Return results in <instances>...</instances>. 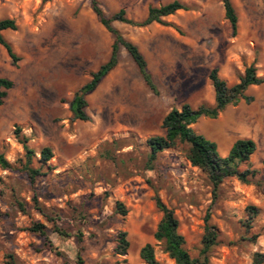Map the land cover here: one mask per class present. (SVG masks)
<instances>
[{
  "label": "rangeland",
  "instance_id": "374dc122",
  "mask_svg": "<svg viewBox=\"0 0 264 264\" xmlns=\"http://www.w3.org/2000/svg\"><path fill=\"white\" fill-rule=\"evenodd\" d=\"M98 1L106 14L124 9L140 21L148 7L173 0ZM177 1L189 9L163 17L166 24L113 23L138 46L157 92L121 47L117 65L86 96L89 120L81 121L72 117L69 102L107 60L113 41L89 0H0V19L16 24L2 31L16 60L0 45V78L12 82L0 103V153L15 164L24 154L19 134L37 158L43 147L53 154L52 169L34 184L24 173L0 169V264H76L77 255L85 264H145L139 249L146 243L161 264H175L153 237L162 215L156 196L173 210L185 249L200 262L251 264L255 252L264 254V82L247 88L251 102L241 100L191 125L215 142L221 156L236 139H252L249 161L257 174L250 183L225 179L213 198L206 174L187 160L186 145L163 150L151 168L145 146L147 138L164 135L161 122L172 108L213 103L212 68L228 85L250 64L264 78V0H231L235 35L222 0ZM117 201L125 215L116 212ZM33 222L45 226L49 242L29 229ZM206 224L219 236L202 254ZM119 231L129 242L124 255L115 253Z\"/></svg>",
  "mask_w": 264,
  "mask_h": 264
},
{
  "label": "trees",
  "instance_id": "16d2710c",
  "mask_svg": "<svg viewBox=\"0 0 264 264\" xmlns=\"http://www.w3.org/2000/svg\"><path fill=\"white\" fill-rule=\"evenodd\" d=\"M48 1V0H43ZM90 7L95 14L99 23L108 31L113 41L111 51L107 60L101 63L95 71L90 72V79L83 84L73 95L69 102V110L74 119L81 121L89 120L86 112L87 100L86 96L95 90L99 82L111 71L118 63L119 50L122 47L134 62L139 75L145 84L153 91H156V86L153 82L152 75L147 68V62L138 46L132 41L126 39L119 30L113 25L114 22L126 23L136 27H143L156 22L166 24L163 17L173 14L177 10H188V6L173 0L164 5L157 7H148L147 14L144 19L134 21L126 17L124 9H119L116 12L106 14L102 9L98 0H89ZM224 8V17L229 22L232 35L236 34L237 14L232 5L231 0H222ZM15 30L16 24L13 19H0V45L4 47L12 61L16 60V56L11 48V45L5 40L2 35L4 30ZM209 80L214 91V101L212 104L203 102L196 108H193L188 103L181 105L179 109L172 108L162 119L161 127L164 129V135H154L147 138L145 146L147 148L146 163L147 167L151 168L157 155L165 149L174 147L177 143L186 145V158L190 164L199 168L204 172L211 184V193L213 198H216L221 184L225 179L235 178L242 183H250L256 176L257 171L250 168V156L254 153L256 144L249 138H238L231 145L227 155L221 156L218 152L215 142L205 138L203 135L196 133L191 125L194 124L199 117L216 118L217 115L229 105H236L241 100L249 103L253 100L252 96L245 94L247 88L251 85H258L264 82V78L256 74V69L253 64H250L244 69L243 75L238 79V82L228 85L225 80L219 77L217 68H212L209 72ZM12 86V82L6 78H0V103L6 97V90ZM19 141L23 145L24 154L15 164L8 162L0 153V169L15 170L24 173L31 184L35 183L38 176L45 175L52 167L48 161L53 154L49 147H43L40 150V156L37 158L34 151L26 145L27 138L19 135ZM240 165H246L247 168L240 169ZM264 167V163H263ZM32 201L34 207L39 213L45 216L44 208L38 205L37 199L33 196ZM155 204L161 211V218L156 226L153 234L154 239L162 245V250L165 252L175 264H204L198 258L190 256L185 249V241L183 236L178 232L179 221L173 210L167 207L162 200L156 196ZM17 207L22 211H26L25 203L20 200L16 201ZM115 210L121 215L126 214V209L121 202L115 203ZM251 214L256 212V208L250 206L248 208ZM247 218L245 223L249 226ZM31 231L38 233L46 242H49L48 235L45 231V226L39 222H33L29 228ZM55 232L63 234L61 229L54 227ZM219 231L216 227L206 224L205 232L201 240V253L205 254L208 249L214 245L218 239ZM252 241L255 236L251 237ZM129 242L126 239V232L119 231L117 233V244L115 253L124 255L127 252ZM139 258L145 264H161L155 257L153 246L150 243L144 244L139 249ZM207 257L203 256V261ZM76 264H85L83 259L77 255ZM251 264H264V254L255 252L253 254Z\"/></svg>",
  "mask_w": 264,
  "mask_h": 264
}]
</instances>
